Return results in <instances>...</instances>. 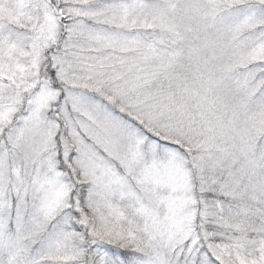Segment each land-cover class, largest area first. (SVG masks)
<instances>
[{"label": "snow or ice", "instance_id": "6c2138e0", "mask_svg": "<svg viewBox=\"0 0 264 264\" xmlns=\"http://www.w3.org/2000/svg\"><path fill=\"white\" fill-rule=\"evenodd\" d=\"M0 264H264V0H0Z\"/></svg>", "mask_w": 264, "mask_h": 264}]
</instances>
